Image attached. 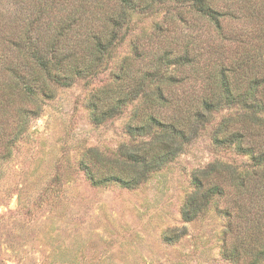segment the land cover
I'll use <instances>...</instances> for the list:
<instances>
[{"label":"trees","instance_id":"obj_1","mask_svg":"<svg viewBox=\"0 0 264 264\" xmlns=\"http://www.w3.org/2000/svg\"><path fill=\"white\" fill-rule=\"evenodd\" d=\"M159 7H165V24L156 23L147 34L135 31L134 19ZM126 38L130 54L115 64L107 83L88 93L85 105L95 124L132 106L124 129L133 140L110 153L84 149L79 164L87 179L94 186L133 188L209 127L213 145L233 148L250 163L215 160L192 170L193 189L181 216L196 219L212 200L221 202L223 256L236 264H259L264 0H0V163L13 143L29 136L31 119L56 86L97 75ZM221 110L227 112L215 120ZM184 233L185 228L174 229L165 237Z\"/></svg>","mask_w":264,"mask_h":264},{"label":"rangeland","instance_id":"obj_2","mask_svg":"<svg viewBox=\"0 0 264 264\" xmlns=\"http://www.w3.org/2000/svg\"><path fill=\"white\" fill-rule=\"evenodd\" d=\"M164 12L159 7L137 16L135 31L153 32L156 23L165 24ZM130 50L126 38L97 75L56 86L31 119L29 136L13 143L10 156L0 163V264H236L221 252L226 226V216L218 211L221 202L212 200L196 219L181 216L193 189L192 170L215 160L250 163L233 148L213 145L209 127L133 188L94 186L80 167L84 149L110 153L133 140L124 129L132 106L95 124L85 105L88 93L107 83ZM189 74L192 84L194 73ZM226 112L221 110L215 120ZM182 228L181 236L165 237Z\"/></svg>","mask_w":264,"mask_h":264}]
</instances>
